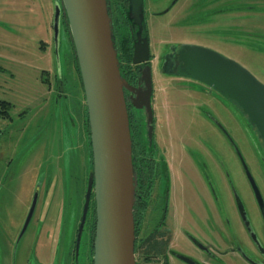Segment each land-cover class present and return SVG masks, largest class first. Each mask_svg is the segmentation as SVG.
Masks as SVG:
<instances>
[{
	"label": "rangeland",
	"instance_id": "obj_1",
	"mask_svg": "<svg viewBox=\"0 0 264 264\" xmlns=\"http://www.w3.org/2000/svg\"><path fill=\"white\" fill-rule=\"evenodd\" d=\"M198 1L196 9L188 8L194 0H180L168 13L155 15L163 9H147V16L154 56L157 137L163 148L181 157L176 167L180 164L185 173L173 187L170 225L177 249L201 259L203 253L185 233L220 250L237 242L252 248L235 192L261 234L259 209L241 157L264 193V146L235 103L219 93L213 97L191 92V85L206 88L163 74L161 57L171 45L188 42L237 61L264 84V0ZM55 2L0 0V99L12 105L9 117L0 114V264L76 261L93 153L85 92L66 25L60 33L57 58ZM167 3L158 0L154 6ZM241 5L254 8L225 9ZM43 71L49 84L43 82ZM206 174L212 175L217 200L204 180ZM39 187L33 219L19 240ZM94 209L93 199L79 264H93ZM212 262L248 264L235 253ZM174 264L187 263L175 260Z\"/></svg>",
	"mask_w": 264,
	"mask_h": 264
},
{
	"label": "water",
	"instance_id": "obj_2",
	"mask_svg": "<svg viewBox=\"0 0 264 264\" xmlns=\"http://www.w3.org/2000/svg\"><path fill=\"white\" fill-rule=\"evenodd\" d=\"M130 6L129 19L134 21L133 63L142 69L138 84L134 87L122 71L108 1L55 2L53 30L57 58L59 60L61 20L65 16L85 92L93 153V170L88 179L76 240L77 262L93 198L96 209L93 264H137L134 214L136 175L126 91L134 92V107L146 111L148 123L153 122L154 102L152 67L149 64L150 42L148 35L143 34L144 0H130ZM178 57L176 68L166 66L165 72L201 82L235 103L264 146V84L237 61L207 47L183 44ZM220 128L225 131L222 126ZM247 175L263 206L260 191L249 170ZM39 195L40 187L34 194L19 240L33 219ZM239 208L246 219L241 202ZM195 242L198 241L195 239Z\"/></svg>",
	"mask_w": 264,
	"mask_h": 264
},
{
	"label": "flooded vegetation",
	"instance_id": "obj_3",
	"mask_svg": "<svg viewBox=\"0 0 264 264\" xmlns=\"http://www.w3.org/2000/svg\"><path fill=\"white\" fill-rule=\"evenodd\" d=\"M109 7V14L114 26V33L116 39V47L119 53L121 61L122 71L129 83L134 87L138 84V77L141 73L140 67L134 66V21L129 19L130 0H107ZM158 0H144V14H145V28L144 35H148L149 42V23L147 16V9H163L155 12V15H161L170 12L174 9L180 0H168V3L164 7H157ZM156 2V3H155ZM198 0H194L189 5V9H196ZM231 6L225 9H253L250 6ZM263 9V8H261ZM62 26H67V19L62 16ZM180 26H184L179 23ZM68 27V26H67ZM183 44H189L188 42H179L171 45L169 51L161 57V71L165 75L175 76L166 73L164 68L175 69L179 63V51L180 46ZM151 50V48H150ZM154 56L151 51V60ZM167 66V67H166ZM134 72L137 79L134 80ZM153 76V71H152ZM179 77V76H175ZM193 83H199L206 90H198L194 85L188 87V90L194 93L210 94L217 97L218 93L207 85L198 82L193 79L183 78ZM203 91V92H202ZM134 98V92L126 91V100L128 103V111L130 115L133 135V158L134 168L136 175V201L134 207L135 223H136V258L137 264H174L175 260L183 261L187 264H215L212 261H221L225 254L235 253L244 259L248 264H264V193L260 190L255 178L253 177L245 160L241 157L243 169L248 182L251 186L253 195L255 197L259 215L261 218L262 231L261 234L256 230L254 224L247 214V210L243 204V201L237 192L234 193L235 203L238 209V213L241 217L247 237L252 245L251 249H245L241 243L231 245L225 250L218 249L213 244H204L197 239L193 234L185 233L186 237L192 243L196 249L203 253V257L198 259L195 255H187L177 249L173 229L170 225L171 220V201L173 199V187L180 183V177L184 175V171L181 170V165L176 167V161H180V156L175 152L169 153L165 148L160 145L157 137V116L154 107V118L152 123H148V117L146 111L136 109L134 107L132 99ZM155 98L154 82H153V102ZM154 105V103H153ZM140 112H138V111ZM213 120V116L208 114ZM215 122V121H214ZM218 125V123L215 122ZM220 127V126H219ZM152 128V130H151ZM224 131V130H223ZM228 135V134H227ZM264 159V155L262 157ZM181 162V161H180ZM247 170L254 178L256 185L260 191L263 206H261L253 185L247 175ZM176 171H180L178 174ZM212 176V175H211ZM207 174L204 178L207 184L211 188L212 196L214 200H217V196L213 184L212 178ZM175 192V190H174ZM215 194V195H214ZM239 202L244 207L246 213V219L243 218L241 210L239 208ZM249 222V225L247 223ZM195 239L201 243L195 242ZM249 250V251H248ZM196 257V258H195ZM185 258L190 259L192 262H188ZM76 259V257H75ZM79 262V260H78ZM75 261L74 264H79Z\"/></svg>",
	"mask_w": 264,
	"mask_h": 264
},
{
	"label": "trees",
	"instance_id": "obj_4",
	"mask_svg": "<svg viewBox=\"0 0 264 264\" xmlns=\"http://www.w3.org/2000/svg\"><path fill=\"white\" fill-rule=\"evenodd\" d=\"M68 26V25H67ZM67 29H69V27H67ZM44 44V43H43ZM45 47L44 46H42L41 47V49H44ZM76 61H77V59H76ZM78 63V62H77ZM77 67H78V70H79V72H80V68H79V65H77ZM43 82L44 83H48L47 82V78H44V75L45 74H47V71H43ZM80 75H81V73H80ZM134 78L136 79L137 78V76H136V74H135V72H134ZM82 79V78H81ZM59 80V79H58ZM60 82H62V79H61V81ZM50 83V82H49ZM48 83V84H49ZM12 109V105H11V103H9L8 101H5V100H1L0 99V114H2L3 116H6V117H9L10 116V110ZM0 133H1V131H0ZM95 223H96V209H94V225H95ZM94 229H95V226H94Z\"/></svg>",
	"mask_w": 264,
	"mask_h": 264
},
{
	"label": "crops",
	"instance_id": "obj_5",
	"mask_svg": "<svg viewBox=\"0 0 264 264\" xmlns=\"http://www.w3.org/2000/svg\"><path fill=\"white\" fill-rule=\"evenodd\" d=\"M55 1V0H54Z\"/></svg>",
	"mask_w": 264,
	"mask_h": 264
}]
</instances>
